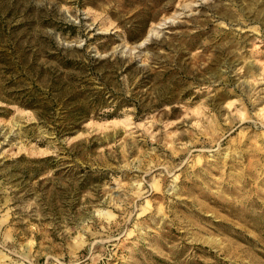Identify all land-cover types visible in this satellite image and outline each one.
Wrapping results in <instances>:
<instances>
[{"label": "rangeland", "instance_id": "obj_1", "mask_svg": "<svg viewBox=\"0 0 264 264\" xmlns=\"http://www.w3.org/2000/svg\"><path fill=\"white\" fill-rule=\"evenodd\" d=\"M220 263L264 264V0H0V264Z\"/></svg>", "mask_w": 264, "mask_h": 264}, {"label": "trees", "instance_id": "obj_2", "mask_svg": "<svg viewBox=\"0 0 264 264\" xmlns=\"http://www.w3.org/2000/svg\"><path fill=\"white\" fill-rule=\"evenodd\" d=\"M72 63V61L71 60H67L66 61V63L65 64H63V67L65 68V69H70V64ZM81 73V71L80 70H78V73ZM84 107H80L79 109H77L76 111H74V112H65V113H67V115H66V117H69V116H73L72 117V122H71V124L69 125V126H64L63 128H62V133H63V135H65V134H69L70 132H72L73 130H76V129H78L79 127H80V122L83 120V119H85V118H88L90 115H91V113L88 111V110H85V109H83ZM220 264H223V263H220ZM225 264V263H224Z\"/></svg>", "mask_w": 264, "mask_h": 264}, {"label": "water", "instance_id": "obj_3", "mask_svg": "<svg viewBox=\"0 0 264 264\" xmlns=\"http://www.w3.org/2000/svg\"><path fill=\"white\" fill-rule=\"evenodd\" d=\"M150 36H151V34H149L148 36H147V38L142 42V46L148 41V39L150 38ZM88 122V120H86L85 122H84V124L85 123H87Z\"/></svg>", "mask_w": 264, "mask_h": 264}]
</instances>
